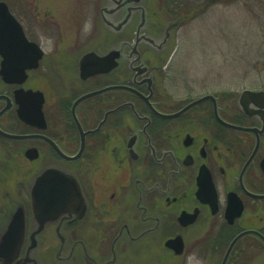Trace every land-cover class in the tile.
<instances>
[{"label": "flooded vegetation", "instance_id": "flooded-vegetation-1", "mask_svg": "<svg viewBox=\"0 0 264 264\" xmlns=\"http://www.w3.org/2000/svg\"><path fill=\"white\" fill-rule=\"evenodd\" d=\"M138 1L110 0L102 27L118 32L121 10L127 27L143 25ZM8 7L30 43L24 55L0 53V238L19 211L24 218L10 264H41L42 254L54 264H165L192 249L222 264L238 238L229 264L248 239L264 247L248 233L264 235V94H174L165 52L142 53L136 41L127 52L100 41L82 49L71 28L31 26ZM91 52L102 71L85 78ZM10 160L32 163L30 184L18 182L15 196L3 174Z\"/></svg>", "mask_w": 264, "mask_h": 264}, {"label": "rangeland", "instance_id": "rangeland-1", "mask_svg": "<svg viewBox=\"0 0 264 264\" xmlns=\"http://www.w3.org/2000/svg\"><path fill=\"white\" fill-rule=\"evenodd\" d=\"M4 1L31 26L34 20H55L61 23L62 31L71 28L73 42L80 43L82 49L90 50L100 41L104 51L115 46L127 52L136 41L135 49L142 53L165 52L164 63L171 64L169 90L174 94L184 95L186 88H193L194 95L204 91L238 96L243 90L264 92V0H140L136 5L148 13L146 22L140 25L136 19L129 28L121 10V21L115 23L121 27L118 32L107 23L102 27L100 10H110V0L104 4L103 0H91L93 6L88 0ZM31 170L28 160L9 161L3 174H8L11 196H15L18 182L26 187L30 184ZM247 242L248 250L233 253L229 264H264V247L256 251L252 245H260L250 239ZM39 258L41 264L55 263L49 254ZM210 259L209 254L192 249L185 258L169 255L165 264H207ZM220 261L221 257L217 264Z\"/></svg>", "mask_w": 264, "mask_h": 264}, {"label": "water", "instance_id": "water-1", "mask_svg": "<svg viewBox=\"0 0 264 264\" xmlns=\"http://www.w3.org/2000/svg\"><path fill=\"white\" fill-rule=\"evenodd\" d=\"M30 43L28 42L26 35L24 33V30L19 23L18 19L10 12L8 5L5 2H0V53L4 56H10L14 55L15 53L17 55H24V48L25 46H28ZM12 47L17 48V52H12L10 49ZM119 50H113L110 52V54H119ZM111 57V56H110ZM107 58V57H106ZM112 60V58H109ZM102 60V58L98 57L96 53L91 52L86 54L82 59L81 64V71L83 77H88L91 75H94L96 73H100L101 68L98 67L96 64ZM94 64V68L92 70L87 68V64ZM112 66H109L107 69H112ZM116 67V66H114ZM106 69V70H107ZM114 88L118 89H130L126 86H116ZM111 89V88H109ZM251 94H258L263 95L264 92H250ZM99 92H94L89 95H86L78 101H82L83 99L93 96ZM139 94V93H138ZM202 101V100H201ZM199 102H196L192 105H195ZM180 112L175 113L173 115H162L163 117H175L178 116ZM9 138H28L29 136H15L6 134ZM54 172V171H53ZM50 172L48 171V174ZM63 180H68L66 177H62ZM32 196L34 198V190H32ZM261 198H264V195L260 196ZM23 215L19 211L14 218H12L10 225L8 227L7 232L0 238V262L6 261V263L10 264L13 263L19 254V250L22 247L23 241H24V220ZM248 233H256L258 236L262 239L264 242V235L257 232H248ZM238 238L235 239L234 243L230 246L228 252L226 253L224 260L222 264H226L228 257L232 251V248L237 241Z\"/></svg>", "mask_w": 264, "mask_h": 264}, {"label": "trees", "instance_id": "trees-1", "mask_svg": "<svg viewBox=\"0 0 264 264\" xmlns=\"http://www.w3.org/2000/svg\"><path fill=\"white\" fill-rule=\"evenodd\" d=\"M215 1H218V0H215Z\"/></svg>", "mask_w": 264, "mask_h": 264}]
</instances>
